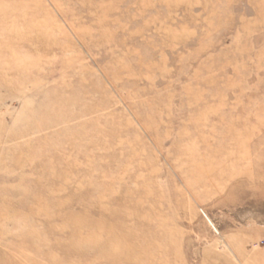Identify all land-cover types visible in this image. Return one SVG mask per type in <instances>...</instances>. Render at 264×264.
Returning <instances> with one entry per match:
<instances>
[{
  "label": "rangeland",
  "instance_id": "1",
  "mask_svg": "<svg viewBox=\"0 0 264 264\" xmlns=\"http://www.w3.org/2000/svg\"><path fill=\"white\" fill-rule=\"evenodd\" d=\"M0 264H264V0H0Z\"/></svg>",
  "mask_w": 264,
  "mask_h": 264
},
{
  "label": "built area",
  "instance_id": "2",
  "mask_svg": "<svg viewBox=\"0 0 264 264\" xmlns=\"http://www.w3.org/2000/svg\"><path fill=\"white\" fill-rule=\"evenodd\" d=\"M203 215L205 216V214L203 213Z\"/></svg>",
  "mask_w": 264,
  "mask_h": 264
}]
</instances>
